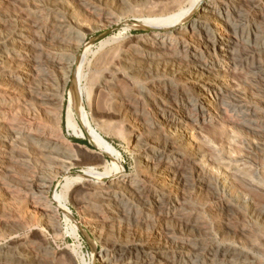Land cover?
<instances>
[{"label":"bare ground","instance_id":"1","mask_svg":"<svg viewBox=\"0 0 264 264\" xmlns=\"http://www.w3.org/2000/svg\"><path fill=\"white\" fill-rule=\"evenodd\" d=\"M125 15L147 17L148 33L90 52L82 33L98 28L92 20ZM230 73L258 96L230 88ZM64 94L66 133L82 138L79 120L94 151L55 132ZM85 107L132 145L133 173ZM212 121L264 142V0H0V264H52L33 231L57 235L69 205L105 244L91 264H264V205L223 192L262 200L264 182L238 168L214 180L201 150L211 143L200 140L212 130L194 135ZM76 166L82 175L69 177Z\"/></svg>","mask_w":264,"mask_h":264},{"label":"rangeland","instance_id":"2","mask_svg":"<svg viewBox=\"0 0 264 264\" xmlns=\"http://www.w3.org/2000/svg\"><path fill=\"white\" fill-rule=\"evenodd\" d=\"M125 16L126 17H124V16L123 17L122 16L117 17V19L115 21H113L111 26L104 25V23L101 22V20H96V19H94L95 21L92 20L94 23L99 25V26L97 25L98 28H96L95 30H89V31L82 33V37L84 39L85 45L86 46L88 45L89 51L90 52H94V51L96 52L98 50L97 48L100 47V44L102 42L106 41L107 39H110V38L115 39V42L117 40L118 43H125L126 41L129 42V41L133 40L134 37H137L140 35H145L148 33L146 27L144 25H142V23H144L146 21L147 17H136L133 15H125ZM92 21H91V23L94 24ZM239 74H241V73H239ZM231 75H232L233 80L231 78ZM238 75H236V73H235V75L233 73H230V76H229L230 78L227 77V79H226L227 82L229 80V82H228L229 84L228 83L227 84L229 86L230 85L234 86L233 84H234V82H236L237 84H235L233 90H235L241 94H244L245 96L248 95L247 97H249V98L254 97V96L255 97L258 96V92H257V90H255L256 88L253 85H251V83L247 80V78L246 77L244 78L243 74H241V76L243 75L244 79ZM235 76H236V79L238 77V80L235 79ZM238 81H239V83H238ZM245 81H247V82H245ZM238 84H239V87H236V86H238ZM232 86H230V88ZM101 97L102 96L99 95L97 97L98 103L96 102L97 103L96 108L99 112L103 111V104L101 102V100H102ZM65 98H66V95L64 94L63 95L64 105H63V111L61 112L60 124L58 126L54 127L55 132L57 134H59L60 136L64 137L65 139H67L68 141H70L72 144L80 145V146H82V147H84L90 151H94L95 149L92 148V145H90V141H89L87 132H86V130H84V127L82 126V124L80 123L79 120H77V122H78L82 132H84L83 137L82 138H75V137L70 136L68 134V132L66 133V129H65L64 121H63V115H64L65 104H66ZM98 98H99V100H98ZM84 110H85V114H86V119L89 122L91 128H94V130L98 134H100V136L106 142H108V144H110L114 149L117 150V152H119V154L122 157L121 158V164H122V167L125 169V171L127 173H133L134 172V158H133V152L131 151L132 145H130L129 143H127L125 140L121 139L118 136H114L112 134H109L110 131H112L114 129V126H113L114 121L99 115V116H97L96 121L94 122L93 118L91 116L92 109L85 107ZM58 129H60V130L58 131ZM201 129H202V131L204 129V132L207 130L208 134L212 130L211 131L212 136L210 135V137L212 139L210 137H209L210 138L209 139L203 133H202L203 135H201V132H200ZM232 131H233L232 129H227V128L223 127L222 123H220L218 121H212L210 124H205V125L201 126V128L197 129V132L194 133V135L197 134L196 136H198V133L201 135L200 140H202V143L204 142V144H207L206 146H208V142L212 144V145L210 144L208 146L209 148L206 147L207 149H210V150L212 149L211 150L212 152L211 151L208 152L209 150L207 151V149H204L205 147L202 148V146H201V150L204 152V154L206 153L205 154L206 157H204V159H206L207 162L210 161L208 159H211V161H212V159L214 160V162L212 161L213 162L212 165L214 164L215 166L213 165V166L208 167V169L211 170V173H212L214 180H216L218 182L221 179V181H222L223 178L230 175L233 170L238 168L237 169L238 171L235 170V172L237 171L238 173H240L241 171H243L241 173L242 174L244 173L245 177L249 176L248 178L250 180L260 179L264 182V179H263L264 178V142L263 141L261 142V139L258 138V136L254 135V134H248L247 133V134L241 135L240 133H235L236 135L238 134L237 136H239V137H237L233 133L235 131H233V132ZM220 132H222L223 134H221ZM205 137H207L211 142L208 141ZM87 139H88V141H87ZM203 139H205L207 141V143L205 142V140L203 141ZM234 145L236 148L233 147ZM229 147H230V150H229ZM232 150H234V151H232ZM235 150L237 152H235ZM214 152H215V154H214ZM228 152L229 153L233 152V153L229 154ZM212 154H214V156ZM220 154H221V156H220ZM218 155H219L220 159H219ZM83 156H82V158L84 160L86 159L85 162H92V163L96 162L95 161L96 159L94 160V158L93 159L86 158V157H88V156H86V154H83ZM209 156H210V158H209ZM216 156H217V158H216ZM103 159L105 162L106 161L110 162V158L108 156H104ZM217 161L219 164H221V166L218 163H215ZM236 161H238V162H236ZM201 162L203 165H205V166L207 165L204 162V160H202ZM218 166L221 168L219 169ZM235 166H237V167H235ZM212 169H213V172H212ZM216 169H219V172ZM100 170L101 169H99V171ZM82 171H83V166H76L75 168H73L71 170L69 177H77V175L81 176ZM251 176L254 179H252ZM55 181L56 182H54V184H53V191L49 194L50 197L55 190L60 191V187H59L60 181L59 180H55ZM54 187H57V188H54ZM226 187L224 188V191L223 190L222 191L230 199L239 202V201H241V199L239 200V197L241 196L240 198H245L246 200H248L250 202V204H252L251 205L252 207H250V208H253V207H255V208L261 207L262 208L263 207L264 198L262 200L261 199L255 200L253 197L251 198V196H252L251 191L252 190H250V189L248 190L246 188L240 189L238 187H233V189H232V187H227V188ZM236 188H238V189H236ZM258 188L261 189L262 191H264L263 186H260V187L258 186ZM248 191H250V192H248ZM242 203L243 202H241V204H239L241 207L240 209L243 210L244 212L249 211V208H248L249 205L248 204L243 205ZM68 208L71 211L70 212L71 216L64 214V212L61 209H58V213L55 216V218H58V219H56V222H57L58 226H60L59 227L60 230H59L57 235L51 236L52 234L50 232L45 233L44 231L40 230V228H39L38 230L33 231V233L36 234V236H37V237H35V240L40 241V235L39 234L43 235L42 236L43 241L49 247L50 254H52V256L54 255L52 258L53 262L51 261L52 264H81L82 261L87 263V264H91L92 263V257L94 256V258L96 259V256H98L101 252L104 251V249H105L104 245L105 244L103 245L102 242H99L97 237L94 236V234H92L90 229L87 227L85 220H83L84 219V212L82 211V209H79L74 205H69ZM72 230L75 231L74 234H72ZM25 235L30 236L31 234L29 233V231H24L22 238L26 237ZM49 235H50V237H49ZM54 236H56L54 238L55 240H53V238H51ZM57 237H58V239H56ZM52 251L55 253H53ZM89 256H90V259H89ZM95 264H99V262L96 261Z\"/></svg>","mask_w":264,"mask_h":264}]
</instances>
